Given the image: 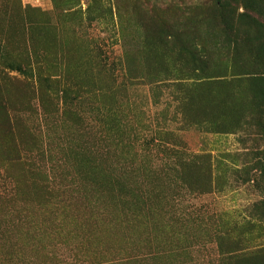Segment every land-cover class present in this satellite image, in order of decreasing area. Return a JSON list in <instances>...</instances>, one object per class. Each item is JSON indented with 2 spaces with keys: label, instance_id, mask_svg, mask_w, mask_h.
<instances>
[{
  "label": "rangeland",
  "instance_id": "1",
  "mask_svg": "<svg viewBox=\"0 0 264 264\" xmlns=\"http://www.w3.org/2000/svg\"><path fill=\"white\" fill-rule=\"evenodd\" d=\"M216 1L0 0V264H264V0Z\"/></svg>",
  "mask_w": 264,
  "mask_h": 264
},
{
  "label": "trees",
  "instance_id": "2",
  "mask_svg": "<svg viewBox=\"0 0 264 264\" xmlns=\"http://www.w3.org/2000/svg\"><path fill=\"white\" fill-rule=\"evenodd\" d=\"M217 2V10H221L223 8V3L224 0L221 2L216 1ZM163 11V9L159 10V17L157 18L159 20V24H158V29L157 32L158 34L163 37L164 40L168 39V37L170 38H180L178 37L180 35L181 32H179L176 29H173V27H171L170 25H167L166 22L163 20L164 16L161 14ZM242 16V14H239V17ZM180 40V39H179ZM195 40H187V41H183L182 43L179 44V50L181 52H186L189 54V62L190 64L195 67V66H201L202 68H206L208 65V58H203L204 55H206V48L204 47L202 42H199V49L196 50L195 46L197 43L194 42ZM197 51L199 53H197ZM204 54L203 56L201 55ZM264 74L260 75V76H252L253 78H250L251 80H255V81H264ZM247 78V77H246ZM263 87V88H262ZM260 94H261V100L262 103H259L256 107V109L251 113L252 114V118H248V120L250 121V125L253 128V130H255V135L258 136H264V84L261 85L260 87ZM258 103V102H257ZM261 155H264V147L261 150ZM260 153H256V154H260ZM259 156V155H258ZM256 170L259 171V173H263L264 174V165H256L254 164L252 167V170ZM250 170V169H249ZM251 177H249L248 179L252 182H254V177L255 175H250Z\"/></svg>",
  "mask_w": 264,
  "mask_h": 264
}]
</instances>
